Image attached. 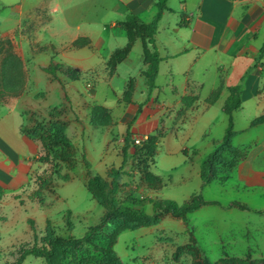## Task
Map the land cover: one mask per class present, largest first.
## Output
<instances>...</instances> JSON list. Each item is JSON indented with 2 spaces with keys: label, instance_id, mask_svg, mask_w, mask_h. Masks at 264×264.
I'll return each mask as SVG.
<instances>
[{
  "label": "crops",
  "instance_id": "obj_1",
  "mask_svg": "<svg viewBox=\"0 0 264 264\" xmlns=\"http://www.w3.org/2000/svg\"><path fill=\"white\" fill-rule=\"evenodd\" d=\"M0 3L18 8L14 14L0 17V49L5 52L11 49L20 59L25 84L17 96L9 97L8 102L0 105V111H8L5 115L0 113L2 188L17 189V167L23 168L27 175L32 174V181L35 180L28 165H40L34 157L42 154L43 145L40 140L23 134L22 128L28 126L30 114H37L38 119H51L53 111L29 112L23 106L32 82L29 62L23 56L28 51L34 68L49 83L48 94H58L63 100V106L56 109L62 110L59 117L73 147L75 165L71 168L69 163H63L62 176L59 177L63 183H71L75 170L82 164L80 175L87 190L88 174L84 158L88 162L86 155L89 158L92 150L96 151V138L101 132L100 151L104 149L105 154L110 153V160L103 167L106 178L94 174L91 166L90 171L109 183L116 181L119 187L117 199L125 206L128 204V207L141 211L134 206L147 203L152 212L146 214H153L151 200H163L161 194L164 189L179 187L194 177L200 180L203 194L204 188L212 184L226 187L234 183L233 190L239 198L225 203L218 198L204 199L207 207L224 212H264V206H252V203L264 198V124L251 126L252 121L264 115V55L261 57L264 47V0H168L169 10L164 12L155 37V47L162 62L153 90L149 89L143 75L147 66L141 41L134 44L127 58L113 71L109 63L113 53L128 44L127 33L119 23L130 14L151 23L158 14V0H0ZM79 40L88 43L77 46ZM54 66L75 71L78 78L72 80L58 70L53 75L46 72ZM240 85L241 107L229 116L224 107L231 95L230 89ZM104 89L112 92L114 101L102 95ZM218 90L219 97L211 102ZM96 107L107 111L110 123L103 126L93 124L92 113ZM230 119L236 133L232 139L236 165L227 182L203 186L201 168L204 162L199 161L208 159L216 145L223 141ZM67 132H71V136ZM194 132L198 144L189 156L187 144ZM79 135L83 137V150L76 146ZM149 137L157 140V150L148 169L168 182L160 190L149 189L146 185L137 167L136 149L132 146L133 141L142 139L144 142ZM35 145L41 147L40 152L33 156L30 152L24 153L25 148L31 149ZM162 153L165 157L159 168L156 157ZM180 155L182 159L174 162ZM194 162L198 164L190 168ZM178 163L184 164L190 175L181 174L180 182H174L172 177L165 178V173L177 171ZM114 170L120 172L114 173ZM33 183L35 187L30 192L31 196L45 204L43 193L47 190L42 191L40 200L35 181ZM56 187L52 178L48 190L52 189L55 193ZM197 194L201 193L193 195ZM241 196H246L248 200H243ZM234 203L246 209L231 207ZM206 206L194 213L201 212ZM165 220H177L189 236L185 246L191 243L190 229L194 237L195 226H190V220L188 225L183 219L170 214L164 215L155 226L135 231L153 233ZM196 244L198 246L197 241ZM233 258L264 259V253L258 257H254L251 251L242 257L226 254L220 261ZM184 263L190 264L191 259H176L175 255L171 262Z\"/></svg>",
  "mask_w": 264,
  "mask_h": 264
},
{
  "label": "rangeland",
  "instance_id": "obj_2",
  "mask_svg": "<svg viewBox=\"0 0 264 264\" xmlns=\"http://www.w3.org/2000/svg\"><path fill=\"white\" fill-rule=\"evenodd\" d=\"M17 10L18 8L15 6L8 7L0 3V17L2 18L3 14H14ZM23 56L29 62L32 79L30 93L23 101L25 102L23 104L24 108L29 112L53 110L50 113L51 119H38L37 114H30L32 116L28 122L29 124L27 123L28 126L38 127V133L45 139L42 154L34 157L35 161L44 156V152H48V150H53L56 156L62 155L65 150L73 152L72 145L67 144L64 146L62 142L64 124L62 118L59 117L62 110L57 111L56 108L63 106V100L58 94H48L49 83L45 76L34 68V61L30 52L25 51ZM102 95L105 98L108 97L109 101L115 100L110 90L104 89ZM3 99L4 96L0 94V104L8 102L10 98L8 99L5 96V99ZM7 112L0 111L4 115ZM55 112L58 114H54ZM24 120L26 122V118ZM217 127H219V124ZM67 135L71 136V132H67ZM195 137L196 133L194 132L192 140L187 144L189 156L192 155L193 148L198 144ZM82 139L83 137L79 135L75 141L76 146H80V150H83L84 143ZM102 139L103 134L100 132L96 138V151L92 150V156L90 155L88 158V155H86V157L93 173L106 178L103 167L110 160V153L105 154L104 149L100 151ZM40 151L41 147L39 145H35L31 149H24V153L30 152L31 156ZM164 157V153L156 157L159 168L163 164ZM180 157L183 156H178L174 162L181 160ZM206 160L207 158L202 159L199 163ZM180 164L176 165L178 167L177 171L171 172V175L165 173L163 176L165 178L172 177L174 182H180L181 174L186 175L188 173L190 175V171L186 170L185 165ZM197 164L196 162L190 164V168H194ZM59 165L57 164V167L53 166V168L47 163L28 165V168L35 175L34 179L38 173L51 175L54 184L57 186L55 193L52 189H46L47 191L43 193L45 204L31 196L30 192L34 191L35 185L33 182L35 180L32 181V174L27 175L23 168L17 167L15 172L18 178L17 189L3 188L5 196L0 202V264H15L24 250L40 244L46 236L48 226L60 237L74 236L82 238L86 235L88 229L95 225L103 215V208L92 199L90 193L84 187V181L80 175L82 164H79L75 170L74 180L67 184L63 183L58 175H55L56 172L63 171L62 164ZM156 171L158 170L156 169ZM129 183H132V181H129ZM233 187V182L226 187L212 184L204 188L205 192L203 194L200 180L193 177L192 180L182 183L179 187L164 189L161 199L183 204L193 194L201 193L205 200L218 198L225 203L234 198H239ZM240 198L248 200L246 196ZM39 199L42 200L41 195ZM257 201L252 203V206H264V198ZM49 205L50 207H48ZM126 206L129 205L126 204ZM134 207L144 213L152 212V208L147 203ZM69 211L73 214L69 215ZM189 220L190 226H195L194 237L199 248L213 262H219L226 254L242 257L251 251L254 257H258L264 253V212H242L237 210L224 212L219 208L206 206L201 212L191 214ZM184 232L185 229L180 226L177 220H165L153 233L123 232L114 247V251L124 264H171L177 249L185 246L188 242L189 236ZM70 252V250H66V256ZM66 258L65 264L73 263L72 257L67 256ZM23 264H46V262L42 258L28 256Z\"/></svg>",
  "mask_w": 264,
  "mask_h": 264
},
{
  "label": "trees",
  "instance_id": "obj_3",
  "mask_svg": "<svg viewBox=\"0 0 264 264\" xmlns=\"http://www.w3.org/2000/svg\"><path fill=\"white\" fill-rule=\"evenodd\" d=\"M167 1L168 0H158V14L151 23H145L133 14L128 15L125 21L119 23L120 27L127 33L128 44L124 49L114 52L109 63L113 71L118 64L127 58L134 44L137 41H141L144 48V63L147 66L143 75L147 80L150 90L156 88V80L160 63L162 62V58L155 47V37L158 33L159 23L162 20L164 12L169 10ZM87 43V41L79 40L76 42V45L84 46ZM4 52V50L0 49V94H2L5 99V96L7 98L17 96L23 90L25 84L20 59L13 54L11 49L7 50L5 55ZM263 55L264 47L261 57H263ZM57 70L62 71L72 80L78 78L75 71L63 69L58 66L50 67L46 69V72L53 75ZM241 91V85L230 89L231 95L224 107V112L227 115L232 116L233 112L241 107ZM219 94L220 91L218 90L214 93L210 101L215 102ZM56 113L57 112L54 114ZM92 117V122L95 126H103L110 123L107 111L101 107H96L93 110ZM261 124H264V115L252 121L251 126L255 127ZM37 129L38 127L24 126L22 132L25 135L40 140L44 146L45 139L38 133ZM62 134L64 136L62 140L64 146L67 144L71 145L70 140L65 135L64 128L62 129ZM235 135L236 133L233 131V120L230 119L225 138L216 145L213 153L209 156L207 161L202 164L201 176L203 186H207L213 182L224 183L228 181L230 172L236 165L237 160L236 150L232 144V139ZM129 138L130 135L127 137V141H129ZM132 146L136 149L135 157L139 160L137 164L138 170L148 188L153 190L162 189L168 182L155 176L148 169V164L157 150V140L154 137H149L141 145H137L135 141H133ZM44 153V156L36 159V161L34 159V161L36 163L50 164L52 168L53 166L57 167V164L61 166L63 163H69L71 168L75 166L73 164V153L70 150H65L62 155L57 156L54 154L53 150H48V152L45 151ZM124 157L126 160V153ZM84 164L88 174L85 184L86 188L93 199L105 209L103 217L96 225L90 227L86 235L82 238H76L74 236L67 238L60 237L48 226L46 236L41 240L40 244L24 250L15 264H23L28 256L42 258L45 260L46 264H65L64 262L67 256L72 257V264H123L114 251V246L117 243L118 237L123 231H135L140 228L155 226L160 223L162 217L166 214L183 219L186 224L189 225L188 216L207 205L201 194L193 195L183 204H178L169 200H151L150 203L154 208V213L146 214L121 203L117 199V191L119 190L117 182L112 181V183H109L98 176H94L90 171V164L85 158ZM113 172L119 173L120 170H114ZM55 175L61 177L62 172H56ZM63 178L65 181L67 180V178ZM35 184L38 188L37 196L39 197L42 191L48 189L52 185V177L47 174L36 175ZM4 196V189L0 186V202ZM231 207H236L241 210L246 209L245 206L239 203H234ZM68 214L71 215L72 212L69 211ZM190 230L191 243L178 249L176 259L180 257H189L191 259L190 264H264V259L245 260L233 258L220 262H212L204 258L193 237V231L192 229ZM66 250L71 251L67 256Z\"/></svg>",
  "mask_w": 264,
  "mask_h": 264
},
{
  "label": "built area",
  "instance_id": "obj_4",
  "mask_svg": "<svg viewBox=\"0 0 264 264\" xmlns=\"http://www.w3.org/2000/svg\"><path fill=\"white\" fill-rule=\"evenodd\" d=\"M135 143H136L137 145H141V144L143 143V140H142V139H137V140L135 141Z\"/></svg>",
  "mask_w": 264,
  "mask_h": 264
}]
</instances>
